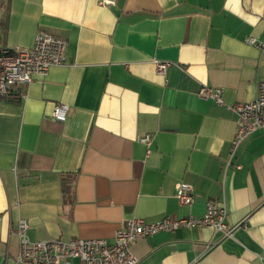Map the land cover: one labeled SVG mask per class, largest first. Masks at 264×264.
I'll list each match as a JSON object with an SVG mask.
<instances>
[{"label": "crops", "instance_id": "0c3cea01", "mask_svg": "<svg viewBox=\"0 0 264 264\" xmlns=\"http://www.w3.org/2000/svg\"><path fill=\"white\" fill-rule=\"evenodd\" d=\"M40 30L66 40V64L0 99V264H15L20 219L33 241H112L128 219L200 217L208 200L224 201L230 236L141 237L137 264H264V131L224 169L236 115L197 95L256 98L264 54L245 39L264 42V0H0L1 45L31 47ZM154 58L172 63L164 77Z\"/></svg>", "mask_w": 264, "mask_h": 264}, {"label": "built area", "instance_id": "2783aa9c", "mask_svg": "<svg viewBox=\"0 0 264 264\" xmlns=\"http://www.w3.org/2000/svg\"><path fill=\"white\" fill-rule=\"evenodd\" d=\"M100 6L108 7L115 0H97ZM264 54V42L253 36L245 39ZM66 40L45 31H38L31 47L4 46L0 44V99L16 97L18 85L27 86L35 75L45 76L54 66L66 64ZM155 72L165 76L172 65L170 61L152 59ZM197 95L201 99L213 100L217 105L226 106L236 115V129L231 140L229 159L225 168L235 155L240 144L255 131H264V81L257 87V96L251 101L225 103L223 88L202 85ZM24 98L23 94H20ZM68 106L58 103L53 107L52 116L58 122L66 119ZM139 141L149 145L150 135H144ZM178 203L190 206L194 201V190L187 183H180L176 192ZM227 209L224 201L208 200L205 211L200 217L188 216L171 219L164 217L155 221L131 218L115 230L112 241L102 238L30 240L27 236L28 224L25 219L18 221L15 234L18 238V253L15 264H137L138 259L131 251V244L141 237L159 232L176 231L181 228L207 227L222 237L232 234L234 227L227 221Z\"/></svg>", "mask_w": 264, "mask_h": 264}, {"label": "trees", "instance_id": "16d2710c", "mask_svg": "<svg viewBox=\"0 0 264 264\" xmlns=\"http://www.w3.org/2000/svg\"><path fill=\"white\" fill-rule=\"evenodd\" d=\"M6 9H5V7H4V11H5Z\"/></svg>", "mask_w": 264, "mask_h": 264}]
</instances>
